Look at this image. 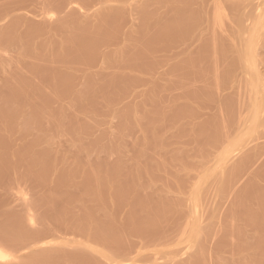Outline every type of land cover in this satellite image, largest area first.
I'll return each instance as SVG.
<instances>
[{
    "label": "bare ground",
    "instance_id": "1",
    "mask_svg": "<svg viewBox=\"0 0 264 264\" xmlns=\"http://www.w3.org/2000/svg\"><path fill=\"white\" fill-rule=\"evenodd\" d=\"M83 1L85 2V0ZM113 1L118 2V5H116ZM99 2H101L100 6L97 3L99 7L97 8L96 6L97 9H95L94 11L92 9V14L90 15L89 13V15H86V16L84 15V18H82V16L77 15L78 13L76 14L75 12L73 13H75L76 15L72 13L71 14L72 17H68V18L66 16L63 18L61 17V19L54 26L59 31H62V36L59 39L51 37L48 40L37 41L36 40L37 34L35 35V33L42 32V30L47 27L44 24L32 26L31 31L30 29L29 31L27 29L28 33L31 32L29 33L30 35L32 33H34L35 35V38H34V35L32 34L33 37H32V40L30 41H29L30 37H28L30 36L29 34L27 35L26 33H24L25 36L27 35L26 37H24L23 36L24 34L22 33L23 34L22 36L25 38L23 40V38L19 36V34H17L19 33V31H17V33L16 31H14L15 29H17L15 23H14L15 29L11 27L13 23L10 25V27L13 28L12 33L9 27L8 28L10 30L5 28L7 30L3 31V28L0 26V35L7 42H10V40L12 41V39L15 40L14 38H16V41L18 40V44L20 43V47H21L20 48V60L26 64H29V67L31 65H32V68L33 66L34 67L43 66V67H49L50 69V67L53 68L55 63H58L59 60L60 61L65 60L66 62L69 56H71L69 53L76 54L80 51H83V52L90 51V53H92L91 51L99 52L97 49V46H99V44L106 43L111 40L113 41L119 34L123 33L124 38L126 40L124 41V44L122 43V46L120 48H117V50L115 49V51L113 52L109 51V54H107L105 58L108 64H112V65L114 64L115 66L116 65L120 66V67H114L115 68L114 71L116 73L119 71V68H122L121 67L122 65L125 66L126 63L127 64L128 62L131 63L130 59L131 58L133 59L132 55L134 56L136 52L137 53L143 52L145 50L146 41L147 42L151 41V40L148 41L147 39L152 38L153 36H155V34H157L158 37L162 36L159 38L160 42L163 41L165 42V44H168L171 41H173L174 38L176 39V37L184 33L182 32L183 28H185L184 26H188L190 20L192 19L191 17H193V15H191L189 21H185L187 24L186 25L183 20H186L187 15L189 17V15L193 13V11H195L193 14L196 13L198 15L203 14L205 12L208 14L209 24L204 30L208 34L207 36L205 35L206 36L205 38L202 37L204 38V40L202 41L201 48L200 47H199L200 49L198 48L199 51L201 50L202 54L200 52H199L200 54L199 53L196 54L197 52L196 53L193 52L194 54H189L183 60H179L178 63L180 62V64L178 65L181 67L182 66L185 67L187 71L198 70V72L200 68L203 69L202 66L205 64L210 69L212 68L213 74L210 72L212 75H209L211 77L210 78L208 77L209 79L207 78L205 79V77H203V79L205 80L203 82L204 89L206 88V90L209 93L208 95H210L211 98H214L218 94V90L220 89V84L223 80L222 79L220 81L221 76H219V74H222V73L217 72L218 68H220L217 66H220L218 63L220 62L221 58H223L222 61L226 59L225 61L226 65H224L226 66V72H223V70L221 71L225 74L228 73V74L234 75L232 73H234V70H236L235 68H239V67L243 68L244 71L246 70L245 73L248 75V77L250 75V77L249 79L247 77L248 79L247 82L245 78V82H246L245 85L248 90V94H247L248 95L247 97L248 106L246 110L248 116L246 117V113H245V117L248 118L250 115L252 118L251 117L248 118V120L251 123L246 119V121H248L250 125L247 124V122L245 123L244 121V124L246 125H243V129H247L246 128L247 125H249L248 131H250L251 133L257 127H259V125L260 127H262V128L260 127L259 128L263 129L264 118L262 117V112H264V76H263L264 71L263 73H262V70L260 71L261 68H260V65L258 67V64L259 63L261 64V62L258 63V61L261 59L260 58L261 56L259 57V55H261L263 52L261 51V54H260L259 49L264 46V0H132V1L131 0H101ZM189 11H192V13ZM188 12L190 14H188ZM133 14H138L140 16V23L136 25L132 24L128 27V29L123 31L121 21L126 16L132 17ZM248 15H250L252 18L250 25H247L245 23V19L248 17ZM194 16L196 18V15ZM212 20H213V23H212ZM227 22H228V25H231V29H232V32H231L232 34L229 33L230 35L226 33L227 29L223 31L218 29V27L223 28L225 24H227ZM221 33H225L223 34V36L227 34L228 38H226L227 36L223 37ZM2 34L6 35V37H4V35L2 36ZM20 35H21V32H20ZM137 36H140L139 38L142 39V42H138V41L133 42L134 39L138 40ZM155 37L153 38V42H156L158 45L159 41H154L155 39H157ZM161 38L163 40H161ZM25 40H28L26 41L27 43L25 42ZM177 40H180V39L178 38ZM83 52H81V54ZM83 54L85 55V53ZM84 55H82L83 58H84ZM94 55H95V52H94ZM78 57L80 58V56ZM70 58L68 60H70ZM132 59L131 61H133ZM137 59L138 58H136V60ZM262 64L264 63L262 62ZM0 66H3V63L1 61H0ZM174 66H177V65H174ZM224 66H222V69ZM243 69H241V71ZM203 70L205 71V69ZM54 72H57V71H54ZM24 73H23V70L19 67L17 68V71L15 72L14 75L6 76V82L3 85H5L4 89L6 88L8 89L7 90L8 93L5 90L6 91L4 92L5 94L1 95L2 91L0 92V188H4V189L6 188L7 191L11 192L12 188L10 187L9 183L10 182L12 183V181L19 180L21 178L24 180L32 179L38 186H40V188L43 191L39 194L37 199L31 202H26V203L24 202L25 205H23L22 212H18V211L16 212L13 210L11 211L9 210V208L8 210L6 209L5 211H2L3 209L0 210L1 211V215H0V264H104L103 261L101 260V257L111 259L112 261H115V262H120L122 260H119V258H117L116 256L119 253V251L122 249V247L125 248L127 247L125 245H129L131 243V240L133 239L132 238L133 235L140 236L141 241L142 239L149 241L151 239H154L156 237V234L159 233V236H161L163 233H165V230H166L165 228L166 226H169V225H171L172 228H175L179 231L178 233L180 235L179 234L178 235L180 237V240H179L180 244L183 243V241L186 240V238L192 240L193 243L201 244V249L199 250V252L196 254L195 257L193 253V258H195V261H191L193 258L192 259L190 258L189 261H183L179 264H209L207 262L208 261L207 254L209 252L208 253L205 252V249L208 247L206 246L205 249L202 248V245L204 242L202 241V238H203L202 236H204L205 233H208L209 228L212 226L208 225L209 226V227L207 226L208 228L207 227L203 228L200 223V219H199L200 216H198V214L200 213L198 212L197 214V209H198V206H200L199 204H200V198H201L199 197L200 188L202 187L200 186L201 185L200 181L203 180V178L206 179L208 175L218 176L217 177V180H218L217 181L218 182L217 192H222L221 194L223 195L225 189L229 185V182H230L229 179L232 177L233 173L238 172L237 168L234 167V165L232 167V165H228L226 163L231 159L232 153L236 151L234 146L235 144L237 146V142L239 143V140L241 138L240 135L243 132L240 130L242 128L239 129V124L237 123L238 130L241 131L239 132L237 130L240 133V135L238 134L240 136L239 140H238V137H239L238 135H234L236 137L238 136L237 139L236 137H233L230 135L231 131H230V134L226 133V129L228 127L227 125L229 122L226 125L224 121L227 119V116H228L227 112H230L232 107H230V110L228 109L229 107L228 108L226 107L228 111L225 114L224 109H223L225 107L220 106L221 104L218 105L220 107V108L218 107L221 112L220 115L223 118H221L220 115L217 116L218 115L216 114L217 112L213 113V115L216 114V116H214L213 118L212 126L210 124L208 127L206 126L207 128L205 129L204 126L207 123L204 121L205 122L203 126L204 130H201L200 126H198V123H195L197 120L195 122L189 123L188 127L184 123L185 121H182V123H184L186 126L184 124L181 125L182 128L180 127L181 128L180 130L189 129L188 133H190L194 139L199 138V137H204L203 140L205 144H203V146L199 145L200 147L197 148L196 147L198 145L196 144L197 140H196V143L194 142L196 144V145L194 144L195 147L199 149V151L201 152L200 156H201L202 163L201 162L199 163L204 165L203 163L206 162L204 160L209 155H211L210 153L211 148L215 144L219 147L215 146L214 148L217 147V149H219L220 151L216 149L218 151L217 152L215 150L216 153H218L216 154L218 157L217 158L218 160L216 159V157H213V158L216 159L218 162L215 161L216 164H213V166L217 164H218L217 166H220L221 165L220 163L223 162L222 168H225L226 166V165L224 166V162H225V164H227L228 167L229 166L232 167L228 171L227 175L222 173V170H223L222 168H220V171H217L219 169L216 170V166H214L215 168L214 167L212 168L211 166H209L208 169L207 168L206 169L204 168L202 170L198 169L199 170L198 172L201 171V173H198V180L192 186V190H191L192 192L189 193V192L184 191L185 188L183 187L184 185H183V182L181 181L187 177L186 176L187 173L184 176L185 178L181 177L180 179L179 177H177L175 173L179 171V169H181L178 167V164H177L178 169L176 170V172H174V175L169 173L172 167L171 163L175 161H180V162L185 161L187 157L186 159L182 158L183 160L181 161L179 156L180 157L183 156V155L181 156V154L184 153V150L186 149V147L184 148V145L180 144L179 141H176L179 143V145L177 146H176L177 143L175 141L174 142L176 144H171V142L168 141L164 137L165 135L161 133L162 131L161 132L159 131L160 127H162L163 123H165L166 121L165 119H167V118H164L165 115L168 113V110L170 111L171 109L169 103L167 105L166 103L163 102L164 100L161 101V94L164 89L162 90V92L160 91L161 93H158L155 90V88H153L147 93V96L145 97L144 102L141 104L142 106H140L139 104H135V105L130 104L122 108V110H119L116 113V114H119V116L121 117L120 121L121 123L124 124V126L126 124L128 125L131 124L130 126L127 125V127H131L132 125L141 127L142 124L145 122L144 120L145 119L147 120L148 116L149 117L152 116L153 118L152 121H150L148 124L146 121V126L144 125L145 127H143L142 135L140 137L141 139L139 138L138 140V141L141 140V143L136 142L134 145L138 151L137 155L138 154L139 155L138 157H136V159H134L133 164H129L127 160H125L126 158H124L123 153H122L123 152L122 139L124 138V135H125L124 131H122L124 133L117 134V137L109 141V143H104L103 140L99 137L94 140L95 146L98 147L102 151L108 152L109 150L110 151L119 150L117 160L111 161L108 159H97L96 161L91 162L88 160L89 156L87 160H82L81 158H79V153L84 150L83 143H84L85 136L82 131L90 128V125L92 124L91 121L84 117L86 120L84 118H81L83 119V122H84V124L81 127L77 126V124L76 126L74 125V126L67 127L66 105L62 104L61 102L60 103L61 105L59 106V108L56 107L54 109L46 107L47 106L46 104H44L45 106L42 104L38 105V103H36L35 101L37 100L36 98H39V97L41 98V95H43L44 97V95L46 96L49 94L47 93V91H45L46 89H43L44 87L43 85L42 87L37 84L36 88L33 89L32 87L31 89L29 87L31 85L30 83L35 84L36 82H38L36 80L37 76L36 77L34 76V79H33L32 77L30 78V76L25 77ZM188 74H190V71ZM26 75H29V74H27L26 72ZM49 75H50L49 77L50 79L51 74ZM52 75L54 76V77L52 76L53 77L52 79L54 80V84L56 83L55 84L56 87L55 85H53L54 89L62 90L61 88L65 87L63 85V81L61 82V80H58L59 78L57 79V77H55V74H52ZM99 75L103 76L102 74H99ZM113 75L115 76L118 74H113ZM175 75L177 76V74H174V76ZM247 75H245V77ZM101 76L94 77V75L90 74V76L87 77L86 83L84 84V86L80 90L79 89L76 90L77 92L76 94L74 93L75 94L74 101L76 100L77 103L78 102L83 103V102H86L87 100L90 101L89 100L90 98L95 96L98 92L102 91L105 88L106 84H104L103 79H102L103 77L101 78ZM182 76L184 75L182 74ZM203 76H207V75L204 74ZM174 78L177 79L176 77ZM225 78L227 77L225 76ZM110 79L112 80V78ZM233 79H235V77ZM226 80L228 79H225V81ZM67 85L68 84L66 83V86ZM194 86L195 85L193 84H189L186 90L188 96L184 95V97L182 96L183 98L179 96V98L174 99L173 103L176 104V102H180V103L185 104L187 108L189 107L195 110H198V109L200 110V106L198 105L199 103L196 104L195 100H193V97L191 95L195 92V89H197V87L195 86L196 87L195 88ZM160 89L161 88H159V90ZM176 89H179V88H176ZM60 90L59 92H57L59 97L62 96V95L60 96V94L63 91L62 90L60 92ZM52 92H54L53 95L56 93L54 90ZM202 93L203 92H201V94ZM217 98H220V97H217ZM194 99L198 100V98H194ZM171 100H173V98ZM204 101H206V99ZM210 101L214 103L213 99ZM148 102H150V104L159 102V106H160L159 110H156V111L154 109L151 110L152 107L150 109L149 107L150 104L149 105L147 104ZM155 105L157 106V104ZM173 106L175 107V105ZM180 108H181L180 110L182 111L183 107L181 106ZM219 109H218V112H219ZM181 111L177 113L180 114ZM232 111L234 112L235 110L233 109ZM222 114H224L226 117L224 121L222 120L224 119V116ZM241 115L242 113H240V116ZM175 117H177V114ZM73 118L81 122L80 115H78V112L77 113L74 112ZM181 118L183 119L184 117H181ZM182 119H180V121ZM48 121L52 124V126L55 127V130L58 134L68 133L72 135L73 137H76V140L71 145V150H72L71 156L73 157L72 161H70L71 159L69 158V155L67 154V152L60 153L53 148V143L50 141L51 138H47L45 140L46 141L45 147L41 146V141H43L42 139L46 138L44 136L34 135L33 140L24 141V143L17 149L11 146L12 136L15 132H18L23 136L34 134V132H36L40 127L45 126V124L48 123ZM211 121L212 120L210 121L208 120V122L210 123ZM242 122L243 121H241V124ZM232 124H230V126ZM227 131L229 132V128ZM258 131L259 130H257V132ZM255 133L256 131L251 135H254ZM247 134L248 133H246V136H245V133L242 134L241 141L243 143H241V145L242 144L244 145L243 146L239 145L240 147H242L240 148L241 150L245 146H248V145H245L244 143V141L246 142L247 137L248 136L250 137V135L247 136ZM183 135H188V134H183ZM189 135H188V138H189ZM226 135L227 137L228 135H230L232 138L231 139H228L227 137L225 138ZM260 135H262V133ZM243 136L246 137L244 140H243L244 138ZM192 137H190V139ZM205 138L206 140L208 138L207 142L205 141ZM258 138H260V136ZM258 141H256L258 145L256 143L255 144L257 146H261ZM219 142L222 143L221 147L219 144H217ZM255 144L253 145L256 147ZM262 144L264 145V143ZM150 145L151 146L153 145L157 152H160V153L165 152L164 155L165 154L166 155L165 156L162 155V157H158L157 159L155 156L154 158L156 160H154L153 158L149 156L151 154L148 153L149 151L148 146ZM173 145L175 146V148L172 149V153H170V151L169 153H167L168 150ZM249 146L245 147L247 149L244 148L245 150H248V153L244 152L245 156L247 154V157H246L247 159L244 158V161H243L245 163L247 162L246 160H249L250 158H252L253 160V156H254V159H256L255 158L256 152H259L257 151L258 148L257 149L255 148L256 151L254 150L255 151L253 152L254 155H252V152L250 151V149L252 150L254 147H249ZM214 148L212 149L213 151H214ZM259 148L261 152L263 153L264 151L262 150V148L261 147ZM234 149L235 151H233ZM238 149L239 148L237 146V150ZM240 149L239 151H241ZM215 151H214V154L212 152L213 156H216ZM196 152H198V150ZM185 154L187 155V152ZM260 154H258L257 156H259ZM234 155H233V160H234ZM241 157H244V155H242ZM197 158H200V157H197ZM213 158H212L213 162H210V163H214ZM235 159H237V157ZM238 161H235V162L239 164ZM257 161L258 160H256V162ZM180 162L178 163L181 166L183 163H180ZM229 162H231V160ZM243 162L240 163V165L242 164L244 165L245 163ZM254 163L255 162L250 163V164L253 165ZM248 164H249V161H248ZM196 165L198 166L197 163ZM243 165H242L243 169H245L244 167L249 166V165H246V166H243ZM185 166H183L184 169L182 168L184 171H189V170L192 171L193 169H195V168L189 169V168H186ZM188 167L190 166L188 165ZM262 167H264V165ZM172 168H174V166ZM238 168L240 169L241 167L238 166ZM242 168L241 170H243ZM168 169H170L169 172H168ZM225 169H227V166ZM249 169L250 168H248V170ZM246 170L245 172L248 171ZM262 170L264 172L263 168ZM259 171L255 170V173L253 175L251 174L252 176L251 178H249L250 179L249 184L244 189L242 188L243 190L241 189L240 191L238 190L236 191L237 192L236 196L234 195L236 198V199L234 198L235 202H231L234 204H232L230 213H228L229 214L228 216L230 217L228 218L227 216L225 217L227 221L224 218H222V220L224 219L226 223L224 226V230H222L223 233L221 232L223 236H221L222 234H220L222 240L221 242L219 241L220 243H218L219 244L217 246L218 248L215 249L217 250L216 251L217 257L215 254L216 252H214L215 250L214 251L211 250V252H214L215 254V257L217 260V262H215L216 264H263L264 263V181L260 178L261 176L263 178V175L259 176L260 175L258 174ZM180 172H181L180 174L183 175L182 170ZM245 172H243V174ZM195 173L197 175V171H195L194 174ZM180 174L177 173V175L179 176ZM156 176L160 180H162V178H163V181L167 180V182L165 183L162 181L163 182L162 184L159 180V182L157 183L158 180L154 179ZM238 176H240V174ZM235 178L236 180L238 179L237 177ZM206 180L209 181V178ZM231 183L233 184L235 182H230V184ZM210 184H212L211 181H210ZM172 186H175V187H172ZM16 187L19 188V186H16ZM204 188L206 187L204 186ZM214 191L212 192L214 193ZM186 193L190 195V197H188L190 200L189 201L190 203H188L189 205H184L185 203L184 200L186 198L185 196L187 195ZM229 194L226 193V195H229ZM21 195H24V192H21ZM229 196L228 197L226 196L227 200ZM232 199L230 201H232ZM38 205L42 207L41 208L42 210L41 211L38 210L41 213L38 212V214H36L37 213L36 206ZM225 206L227 209L228 208L227 205ZM228 206H229V202H228ZM208 207L214 208L213 206L210 207V205ZM205 208H206L205 210L207 211V207ZM123 210L126 213L125 212L122 213ZM203 212L204 211H202V213ZM218 212H219V209H218ZM121 213L124 216H122ZM181 214L185 215L184 222L183 220L179 221L180 218H177V216ZM215 214L216 215L214 216L217 217L218 213H215ZM32 220H35V222H37L39 226L37 225L38 226L37 227L36 225H33ZM212 220L210 221V224L212 222V224L214 225L215 222L213 221H216L218 219H214L213 221ZM219 221L220 220H218L217 222ZM52 223H55L56 225H59L62 228L64 227V229L69 228V229L74 230L75 232L77 231V232L82 233V235H84L87 241L85 242L84 241H73L75 244L73 246L74 248L69 249L67 248L69 247L67 245L70 243L67 242L66 237H64L63 235L61 236L62 238L52 236L51 238L53 239L49 242L48 245H44V246L39 245L37 247H34L29 252L22 254L17 258L15 253H17L21 249L23 251V249H26V248L28 249L30 247L36 246L40 244L41 242H44V243L47 242L45 241L46 236H48L49 233L53 231ZM213 227H212V230L214 229ZM251 227L254 229V233L252 231V234H254L253 237L251 235L249 236L250 232L248 228L251 229ZM54 228H56V226ZM52 233L50 234L52 235ZM209 235L210 233L208 234V236ZM48 237H50V235ZM210 239H212V237ZM208 240H209V237H208ZM175 241H176V238H175ZM188 241H186V244ZM142 243L144 245L145 242H142ZM193 243L191 244L193 245ZM76 244L78 245V248H75ZM79 244H82L81 247H79L80 246ZM189 245L187 244V247H189ZM173 246H175L174 241H173ZM227 246H230L233 251V254L232 252L231 254H229L230 255L229 258L228 257L226 258L224 257L225 255H222L224 254L223 252H225V249L227 248ZM129 247L131 249V246ZM163 248H164V245H163ZM187 250L188 249L186 248L184 252H189ZM211 254L213 255V253ZM174 255H172L171 257H174ZM156 257L158 258V256ZM171 257L169 259H171ZM15 259H19V260L17 261ZM187 259H189V257ZM155 261L158 262L157 259ZM155 261L153 262L154 264H155Z\"/></svg>",
    "mask_w": 264,
    "mask_h": 264
},
{
    "label": "rangeland",
    "instance_id": "2",
    "mask_svg": "<svg viewBox=\"0 0 264 264\" xmlns=\"http://www.w3.org/2000/svg\"><path fill=\"white\" fill-rule=\"evenodd\" d=\"M99 1H101V0H98V1L97 0H94V2H93V0L92 1L91 0L90 1L89 0H85V2L83 0H0V26L3 28V31L4 30H7V29L8 30L11 29V33H12V30L15 27V25H14V23H15L17 29L14 28L15 29L14 31H16V33H17V31H19V33H17V34H19V36H21L23 38V40H24L25 39L24 37H26L29 33H31V32L28 33L27 32V29H28V31H29V29L31 31V29H32L31 27L32 26H37V25H40V24H44L47 27L44 28L42 30V32L35 33V35L37 34L36 35V40L37 41H44V40H48L51 37L52 38L59 39L62 36V31H59L54 26L61 19V17L62 18L65 17V16L67 18L68 17H72L71 14L73 12H75L76 14L78 13L77 15L82 16V18H84V15L85 16L86 15H89V13L91 15L92 14V9L94 11L95 9H97L100 6V3L101 2H99ZM97 3L99 4V6H98ZM114 3L116 5H118V2L115 1ZM96 6H97V8H96ZM189 12L192 13V11H189ZM189 12H188V14H190ZM194 12L195 11H193V13ZM75 13H73V14L76 15ZM193 13L190 14L189 17L187 15L186 20H183L184 22L185 21H189L191 15H193V17H194V19H193V17H191L193 20L192 19L190 20L188 26H184L185 28L187 27L186 29L183 28V31L182 32H184V33L183 34L181 33L182 35H179L178 37H176V39L174 38L176 42L173 39V41H171L170 43H168L169 45L168 44H165V42H163V41L160 42V40H159V38L162 37V36H159L158 37L157 34H155L156 37L153 36L152 38L147 39L148 41L149 40H151V41L147 42L145 40L146 41V43H145L146 44V48H145L146 51L144 50L143 52H138V53L136 52V54H135L136 56L135 55L134 56L132 55L133 59L132 58L131 59L133 61H131V59H130V62L131 63L128 62V64H130V65H128L127 63L125 64V66L122 65L121 66L122 68H119V71L116 72V73L114 71L115 70L114 67H120V66L119 65L118 66L117 65L115 66L114 64L113 65L112 64H108L106 62V59L105 58H106L107 54H109V51L110 52H113V51H115V49L117 50V48H120L122 46V43L124 44V41H126V40L124 38L123 33L119 34L113 41L111 40L109 42L99 44V46H97V49H98L99 52L91 51L92 53H90V51H86V52L80 51V52L74 54V53H69V51H68V53L71 55V56H69V58L71 57L70 60H68L69 58L67 59L66 62H65V60H61V61L59 60V62L58 63H55L54 67L52 66L53 68L50 67V69H49V67H43V66H41V67L40 66L39 67H37V66L34 67L33 66V68H32V65H31L29 67V64H26V63H24V62H22L20 60V48L21 47H20V43L18 44V40L16 41V38H14L15 40L12 39V41L10 40V42H7L0 35V61L3 63V66H0V87L2 89V90L0 89V92L1 91L3 92V93L1 92V95L2 94H5L4 92H6L8 90L7 88L4 89L5 88L4 87L5 85H3L6 82V76L14 75L15 72L17 71V68H19V67L23 70V73L26 71L27 74H29V75H26V72H25L24 73L25 74V77L30 76V78L32 77L34 79V76L35 77L37 76V79L36 78L35 79L38 82H36V83L34 82L35 84H33V83H30V81H29V83L31 84L29 87L31 89L33 87V89H34V88L37 87V84L39 86H42L43 85L44 86V87L42 86L43 89H46L45 91H47V93L49 94V95H46L47 97L45 95H44V97H43V95H41V98L40 97L39 98H36L37 100H35V101H36V103H38V105H41V104L44 105V104H46L47 105L46 107H49V108L54 109L56 107L59 108V106L61 105L60 104L61 102H62V104H65L66 105V114H67V127L74 126V125L76 126V124H77V126L81 127L84 124L83 119H81V118H84V117L91 121L92 124L90 125V128L89 129L83 128L85 130L82 131L84 133V136H85L84 143H83L84 150L79 153V158H81L82 160H87L88 159V156H89V159L88 160L91 161V162L92 161H96L97 159H108V160H111V161L117 160L118 154H119V150H111V151L109 150L108 152L102 151L98 147L95 146L94 140L99 137V138H101L103 140L104 143H109V141H111V140H113V139H115L117 137V134H120V133H124L125 132L124 138L122 139V144H123L122 145V150H123L122 153H123L124 158H126L125 160H127V162L129 164H133L134 159H136V157H138V155H139V154L137 155L138 151H137V148L134 145H135L136 142H138V143L140 142L141 143V140L140 141H138V140H139V138L142 135L143 127L146 126V121H147V124H148L150 121H152L153 118H152V116H150V117L148 116L147 117V120L145 119L144 120L145 122L143 121L144 123L142 124L141 127L133 126V125L131 127H127L128 124H126L124 126V124L121 123V121H120V118L121 117L119 116V114H116V113L119 110H122V108H124V107H126V106H128L130 104H132V105L139 104L140 106H142L141 104L144 102L145 97L147 96V93L151 89L155 88V90L158 93H161L162 90L164 89L163 92H162V94H161V101L164 100L163 102L166 103L167 105L169 103L171 109H170V111L168 110V113H167L168 115L167 114L165 115L164 118H167V119H165L166 121H165V123H163L162 127H160L159 131L160 132L162 131L161 133H163V135H165L164 137L168 141H170L171 144H176L177 143L176 144V146H177V145H179V143L176 142V141H179L180 144H183L184 145V148L186 147V149L184 150V153L181 154V156L183 155L184 157L183 156L182 157L179 156V158L181 159V161L183 159H186V157H187V159H186L187 161L185 160L186 162L185 161H182V162L175 161V162L171 163L172 165L171 164L170 165L172 167L174 166V168L171 167V170L168 169V172L170 170L169 173H171L172 175H174V172H176V170L178 169V167L181 168V169H179V171H177L175 173L176 176L179 177L180 179H181V177L182 178H185L184 176L187 173L186 174L187 177L185 179L181 180V181L183 182V185H184L183 187L185 188L184 191L185 192H189V193L192 192L191 191L192 190V186L198 180V173H201V171L198 172L199 171L198 169L202 170L204 168L205 169L206 168L208 169L209 166H211L212 168L214 166H216V170L219 169L217 171H220V168H222V166H223L222 165L223 162L220 163L221 164L220 166H217L218 164L213 166V164H216L215 161L218 160L217 159L218 157L216 155L218 153H216V151L219 150V149H217V147H219V146H217V145L214 144L212 146V148H211V152H210L211 155H209L206 158L208 161L210 159V161L208 162L205 159L204 161H206V162H204L203 163L204 165H202L201 164L202 163V160H201V156H200L201 155V152L197 148L200 147L199 145L203 146V144H205V142L203 140L204 137H199V138H196L195 137L196 139H194L191 136V134L188 133L189 132V129L180 130L182 128L181 125H183L185 123L187 125V127H188L189 126L188 125L189 123L195 122L197 120L195 123H198V126H200L201 130H204V127L206 129L210 124L212 126V124H213V118H214V116H216V114H218L217 116H219L221 114L220 109H219L220 107L218 105L221 104L220 106L225 107V108H223L225 114L228 111V109L230 110V107H232L231 110H230V112H227V114H228V116L230 118L226 115L227 116V119H226L225 115L222 114L224 116V119H222V120L224 121L226 119L224 121V123H226V125H227L228 122L230 124L233 123L231 126L228 123V125H227L228 127L226 129V133H229L230 134V131H231V134L230 135L233 136V137H236L234 135H238V134L240 135L239 132L243 131L241 133V135H240L241 138H240L239 135H238L239 137L237 136L238 137V140L240 138V140H239V143L240 144L237 142V146H238L239 149L242 148L240 146H243L244 145V144L241 145V143H243L241 141L242 140V134L245 133V136H246V133H248L247 136L250 135V137L249 136H248L249 138L247 137V139H248V140L246 139V142L247 143L244 141L245 145H248V146L250 145L249 147H254L252 149L253 151L250 149V151L252 152V155H254L253 152L256 151L255 148L256 149L258 148L257 151H259L261 154L259 152H256V155H255V158L256 159H254V156H253V160H252V158H250L249 160H246L247 159L246 158L247 157V154L245 156V153L246 152L248 153V150H245V149H247L245 147H248V146H245L244 147L245 149L243 148L244 150L243 149L242 150L240 149L241 151H239V149L237 150V146L235 144L234 147H235L236 151H235V149L233 150V151H235V152H233L235 155L232 153V157L230 159L231 162H229L230 161L229 160L226 163L228 165H232V167L234 165V167L237 168L238 172L233 173L232 177L229 179L230 182H235V183H233V184L231 183L230 184V182H229V185L230 186L229 185L227 186V188L225 189L223 195L221 194L222 192H217L218 191V187H217L218 186V184H217L218 183L217 182L218 181L217 180V177L218 176L208 175L206 179L209 178V181H207L205 178H203V180L200 181V183H201L200 186H202V187L200 188V195H199V197H201V198H200V204L198 203L200 206H198V209H197V214H198V212L200 213V214H198V216H200V218H199L200 219V223H201V225H202L203 228H206L208 225L213 227L214 225H216L218 223L216 226L213 227L214 228L213 230H212V227H210L209 228V232L208 233H205V235L202 236L203 237L202 238V241H204L203 242V245H205V246L202 245V248L205 249L206 246L208 248L210 247L209 248L210 250L208 248L205 249V252H207V253L209 252L210 253V254L209 253L208 254L206 253L207 254V257H208V259H207L208 261L207 262L209 264H211V263L213 264V263L217 262V260H216V257H217V252L216 251L217 250H215V249L218 248L217 247L219 245L218 243H220L221 240H222L221 239V236H223V234H222L223 231L222 230H224V226H225V223L227 221V219L225 217L226 216H227V218L230 217V216H228L229 215L228 213H230L231 206H232V204H234V203H231V202H235L234 198H235L236 193H237L236 191L237 190L240 191L242 188L244 189L249 184V180H250L249 178H251V176L255 173V170L259 171L261 169L260 171L263 174H261L260 171L258 172V174H260L259 176L263 175V178H264V172L262 170V168L264 169V167H262L264 165V152L262 153L261 150H260V148H259V147H261L262 150L264 151V148H263L264 145L262 144V143H264L263 142L264 141L263 140L264 139L263 138L264 137L263 136V134H264V131H263L264 127H263V129H260L262 127H260V125H259L260 128L257 127L254 131H252V133L250 131H248V128H249L248 126L250 125L248 123V121H249L248 118H250L251 116L249 115V117L246 118L248 116L247 115V112H246L247 106H248V104H247V97H248L247 94H248V90L246 88L245 83L249 79L250 75L248 77V75L245 73L246 70L244 71L243 68H240L239 67L240 69L239 68H235L236 70H234V73H232L234 75H231V74H228V73H226L227 74L226 75L225 73H223V72H226V66H224V65H226V62H225L226 59L224 58L225 60L222 61L223 58H221L220 59V62L218 63L220 66H217V67H220L221 69L218 68L217 72L222 73V74H219V76H221L220 77V81L222 79L223 80H222V82L220 84V89L218 90V94L214 98H211L210 95H208L209 93L206 90V88L204 89V83L203 82L205 80L203 79V77H205V79L206 78L209 79L211 77L209 75H212L213 74L212 68L210 69L204 63L205 65H203L202 68L205 69V71L200 68L199 69V72H198V70H194V71L193 70L192 71L189 70L190 71V74H188L189 71H187V69L185 67L182 66L183 67L182 68L181 66L178 65V64H180V62L178 63V61L179 60H183L187 55L194 54L196 52H197L196 54H198L199 52L201 53V50L199 51V49L201 48L202 41L204 40V38L208 34V33H206L204 31L206 29L207 25L209 24V22H208V14L204 12L203 14H200L201 16L203 15L201 17L200 15H198L196 13L193 14ZM194 15H196V18H195ZM197 19H199V20H197ZM14 20H16V21H14ZM251 20H252L251 16L248 15V17L245 19V23L247 25H250ZM184 22H182V23H184ZM139 23H140V16L138 14H133L132 17L126 16L121 21L122 30L125 31L126 29H128V27L130 25H132V24L136 25V24H139ZM212 23H213V20H212ZM225 23H226V21H225ZM185 24H186V22H185ZM10 25L13 28H11ZM5 28H7V29H5ZM218 29L221 30V31L227 29L226 30V33L228 35L232 34L231 33L232 32L231 25H228V22H227V24H225V26L223 28H219L218 27ZM20 32H21V35H20ZM22 33L23 34L26 33L27 35L25 36V34L23 35ZM204 33H206V34H204ZM32 34L34 35V33H32ZM219 34H220V32H219ZM221 34L223 36V34H225V33H221ZM227 34L224 35L223 37H226L227 36L226 38H228V35ZM3 35L4 34H2V36ZM31 35L28 36V37H30L29 38V41L32 40L33 35L32 36ZM35 35H34V38H35ZM245 35H246V33H245ZM219 36H221V35H219ZM4 37H6V35H4ZM137 37H138L137 38L138 40L134 39L133 42H137V41L138 42H142V39L139 38L140 36H137ZM154 37L157 38L154 41H159L158 42V45H157L156 42H153V38ZM202 37H204V38H202ZM178 38L180 40H177ZM199 39H201V40H199ZM161 40H163V39L161 38ZM26 41H28V40H25V42ZM148 43H150L151 45L148 44ZM151 46H153V47H151ZM154 46H156V47H154ZM147 47H148V49H147ZM151 50H153V51H151ZM261 51H263L262 54H261ZM81 52L85 53V55L83 53L81 54ZM94 52H95V55L96 56L94 55ZM87 53H89V54H87ZM259 53L261 54V55H259V57L261 56L260 57L261 58L260 59L261 61L258 59L259 60L258 63L261 62V64L259 63L258 64V67L260 65V68L261 69L260 68L259 69H260V71L262 70V73H263V71H264V66L263 65L264 64H262V62L264 63V59H263L264 58V46L259 49ZM137 54H138L139 57L137 56ZM82 55H84V58H83ZM140 55H142V56H140ZM78 56H80V58ZM136 58H138V59L136 60ZM62 61H64V62H62ZM66 63H68V64H66ZM223 63H225V64H223ZM174 65H177V66H174ZM72 66H73V68H72ZM222 66H224L225 68L223 67V69H222ZM241 69H243L242 70L243 72L241 71ZM42 70H44V71H42ZM59 70H61V71H59ZM222 70H223V72H221ZM54 71H57V72H54ZM48 73L51 74V78L50 79H49L50 75ZM65 73H67V74H65ZM173 73L174 74H177L178 77L176 75L174 76ZM247 73H249V72H247ZM52 74H55V77H57V79L59 78L58 80H61V82L63 81V85L65 86V87H63V85H62L63 88H61V89L63 91L60 90V89H56V90H58V91H56L54 89L53 85H55L56 83L54 84V80L52 79L54 76ZM90 74L91 75H94V77L101 76L99 74H102L103 75V76H101V78L103 77L102 78L103 79V82H104V84H106V86L104 88L105 91L103 89L102 91H100L102 93L98 92L97 93L98 95L96 94L95 96H93L92 98L89 99L90 101L87 100L86 102H83V103H80V102L77 103L76 100L74 101V95L77 93L76 90H78V89L80 90L84 86V84L86 83V79H87L88 76H90ZM104 74H105V76H104ZM113 74H118V75H115L114 76ZM182 74L184 76H182ZM204 74L207 75V76H203ZM245 75H247V76L245 77ZM225 76L227 78H225ZM263 76H264V73H263ZM174 77H176L177 79H175ZM222 77H224L225 79H228V80L225 81V79L222 78ZM229 77H230V79H229ZM234 77H235V79H233ZM247 77H248V79H247ZM110 78H112V80ZM245 78H246V82H245ZM105 79L106 80L108 79V80L106 81ZM178 79H179V81H178ZM182 80H183V82L184 81L185 82L183 83ZM49 81L50 82L52 81L51 84H50ZM191 81H193V82H191ZM66 83L68 84L67 86H66ZM165 83H166V85H165ZM171 83H172V85H171ZM189 84H193V85H195L197 87V89H195V92L196 93L194 92L191 95L193 97V100H195V103L196 104L199 103L198 105L200 106V110L199 109L198 110H195V109L189 108V107L187 108V106L185 104L180 103V102H176V104L173 103L174 102V99L175 98H179V96L181 98H183L184 95L188 96L186 90H187V86H189ZM184 85H185V87H184ZM55 87H56V85H55ZM159 88H161V89L159 90ZM169 88H171V89H169ZM176 88H179V89H176ZM53 90L56 93L59 92V90H60V92L62 91L61 94H60V96L61 95L62 96L59 97L58 93L57 94L55 93L53 95V93H54V92H52ZM167 91H169V92H167ZM50 92L52 93L53 96L51 95ZM201 92H203V93L201 94ZM7 93H8V91H7ZM164 95H165V97H164ZM56 96H58V97H56ZM217 97H220V98H217ZM172 98H173V100H171ZM194 98H198V100L197 99H194ZM165 99H167V100H165ZM205 99H206V101H204ZM212 99H213V102L214 103H212L210 101ZM238 100H240V101H238ZM166 101H168V102H166ZM170 101H172V102H170ZM201 102H203V103H201ZM221 102H223V103H221ZM228 102H230V103H228ZM171 103H173V104H171ZM147 104L149 105L150 102H148ZM155 104H157L158 107ZM35 105H37V104H35ZM173 105H175V107ZM223 105H225V106H223ZM181 106L183 108H185V109L182 108V111L180 110L181 109L180 108ZM149 107H150V109L152 107L151 110H153V109L155 111L156 110H159V108H160L159 102L158 103L156 102V103L150 104ZM226 107L227 108L229 107V108L227 109ZM236 107H238V108H236ZM218 109H219V112H218ZM233 109L235 110L234 112L232 111ZM179 110L181 111L182 115H181V113L178 114L180 112ZM171 111L174 112V113H172ZM191 111L193 112V114H192ZM74 112L75 113L78 112V115H80L81 122L79 120L73 118ZM215 112H217V113L213 115V113H215ZM239 112L242 113L241 116H240V113ZM245 113H246V117H245ZM176 114H177V117H175ZM230 114H231V116L233 115L232 118H231ZM178 115H180L181 117H184V118L182 119ZM262 117L264 118V112H262ZM177 118H179V119H177ZM221 118H223V117L221 116ZM241 118H243V119H241ZM180 119H182V120L180 121ZM246 119L248 121H246ZM208 120L209 121L212 120L211 123L208 122ZM182 121H185V122L182 123ZM204 121L207 124H205ZM241 121H243L242 124H241ZM244 121H245V123L247 122V124H249V125H247V127L245 126L247 129H243V125H246V124H244ZM79 122H80V124H79ZM237 123L239 124V129L242 128L243 130L242 129H240L241 131L238 130V124ZM204 124H205V126H204ZM240 124H241V126H240ZM130 125L131 124H129L128 126H130ZM79 127H77V128H79ZM177 128H179V129H177ZM228 128H229V132L227 131ZM230 128H231V130H230ZM185 130L187 131V133H186ZM257 130H259V131L261 130L262 132L261 131L260 132L262 133V135H260L261 133L259 131L257 132ZM122 131H124V132H122ZM234 131H236V132H234ZM255 131H256L257 134L255 133L254 135H251ZM183 134H188V135L190 134L189 135V138H188V135H183ZM34 135H39V136L46 137V138H43L42 139L43 141H41V146H43V147L46 146V141L45 140L47 138H51L50 141L53 143V148L55 150H57L58 152H60V153L67 152V154L69 155V158L71 159L70 161H72L73 157L71 156V152H72L71 145L76 140V137H73L72 135H70L68 133L67 134H58L56 132V130H55V127L52 126V124L49 121H48V123L45 124V126L40 127L36 132H34V134H30V135H27V136H23L20 133L15 132L13 134V136H12L11 146L13 148L17 149V148H19L24 143V141H31V140H33L34 139ZM177 135H179V136H177ZM230 135H228V137L226 135L225 138L227 137L228 139H231L232 137ZM259 136H260V138H258ZM190 137H192V138L190 139ZM237 137H236V139H237ZM187 138H188V140H187ZM245 138L246 137H244L243 140ZM196 140H197V143H196ZM182 141H183V143H182ZM205 141L207 142L208 141V138H207V140L205 138ZM256 141H258L261 146H257L258 143H256ZM184 142H185V144H184ZM194 142L196 144H198L196 146L197 148L195 147L196 144ZM200 142H202V143H200ZM217 144H219L220 147L222 146L221 145L222 143H220V142L217 143ZM253 144H255L256 147ZM150 146H148V148H149L148 153H150L152 156L149 155V154L148 155L151 158H153L154 160H156L158 157H162V155L163 156L166 155V154L164 155L165 152H161V153L160 152H157L155 150V148H154L153 145L151 146L152 148ZM173 146H171V148L168 150L167 153H169V151H170V153H172V149L175 148V146L174 147ZM215 146H217V147L214 148ZM213 148H214V151L217 149L215 151V155L216 156H213V154H214V151L212 150ZM197 150H198V152H196ZM186 152H187V155L185 154ZM212 152H213V154H212ZM188 153H189V155H188ZM257 153L260 154V155L257 156L258 155ZM233 155H234V160L235 161H238V159L240 158L239 161H238L239 164H237L233 160ZM242 155H244V157H241ZM155 156H156V159L154 158ZM235 156L237 157V159H235L236 158ZM197 157H200V158H197ZM213 157H216L217 160L214 159ZM212 158L214 159V163H210V162H213ZM244 158H246L245 160L247 161L246 162L247 164L245 162H243L244 161ZM240 160L243 163H245L244 165L242 164L243 166H246V165H249V166L248 167L246 166V167H244L245 169H243L242 168V165H240V163H242ZM256 160H258V161L256 162ZM248 161H249V164H248ZM250 161H252V162H250ZM103 162H104V160H103ZM178 162L183 163V164L180 166V164ZM199 162H201V163H199ZM232 162H233V164H232ZM253 162H255L253 165L250 164V163H253ZM196 163L198 164V166L196 165ZM177 164H178V167H177ZM187 164L190 167L191 166L192 167L191 168L188 167ZM227 164H225V162H224V166L226 165L227 166V169H225L226 166H225V168H222L223 169L222 170V173L225 174V175H227L228 171L232 168L230 166H229L230 167L229 168ZM235 164H236V166H235ZM183 166H185L186 168H189V169H193V168H195V169H193L192 171H190V170L189 171H184L183 170L184 169ZM206 166H208V167H206ZM238 166H240L244 171L241 170V168L239 169ZM169 168H170V166H169ZM248 168H250V169L248 170ZM256 168H258L259 170L256 169ZM181 170H182V174L183 175L180 174L181 173L180 172ZM225 170H227V171H225ZM245 170L247 172H245ZM195 171H197V175H196V173L194 174ZM239 171H241V172H239ZM183 172H185V173H183ZM243 172H245V173L243 174ZM177 173L180 174V176L177 175ZM239 174H240V176H238ZM233 177L234 178L237 177L238 179L236 180V178L234 179ZM260 178L264 181V179L262 178V176ZM154 179L155 180L156 179L158 180L157 183L160 180L157 176ZM213 180H214V182H213ZM14 181H12V183L11 182L9 183L10 187L12 188L11 189V192L10 191H7L6 188L5 189L4 188H0L1 189V191H0V208L1 209L0 210L3 209L2 211H5L6 209L8 210V208H9V210H11V211L13 210V211H16V212L17 211L18 212H22L23 211V205H25L24 202L25 203L26 202H31V201L37 199V197L39 196V194L43 191L40 188V186H38L32 179H25L24 180V179H21L20 178L19 180H14ZM162 181H163V178H162V180H160V182L162 184H163V182H165V183L167 182V180L166 181H163V182ZM210 181L213 184V186H212V184H210ZM204 183H206V184H204ZM17 184H19V185H17ZM162 184H160V185H162ZM234 184H236V185H234ZM233 185H234V187H233ZM16 186H19V188L16 187ZM204 186L206 188H204ZM214 186H215V188H214ZM172 187H175V186H172ZM216 188H217V190H216ZM231 188H233V189H231ZM212 191H214V193ZM21 192H24V195H21ZM229 192H230V194H229ZM226 193L229 194L230 196L229 195H226ZM226 196L227 197L229 196L228 200H227V197ZM185 197L186 198L184 200V202H185L184 205H189L188 203H190L189 202L190 200H189L188 197H190V195L187 194ZM230 197H231V199L233 198L232 201H230L231 200ZM201 201H203V202H201ZM228 202H229V206L230 207L228 206ZM209 205H210V207L213 206L215 209L212 208V207H211L212 209L209 208L208 207ZM225 205H227V207L229 208V209L227 208L228 210L226 209V206ZM38 206H36L37 207L36 208L37 209L36 210L37 211L36 214H38V212L42 210L41 209L42 207L40 205H38ZM205 207H207V211L205 210L206 209ZM216 207H218V208H216ZM202 208H204V209H202ZM218 209H219V212H218ZM202 211H204V212L202 213ZM208 211L209 212L211 211V212L209 213ZM123 212H125V211L123 210L122 213ZM39 213H41V212H39ZM122 213H121V215H122ZM215 213H218L217 214L218 215L217 217L214 216V215H216ZM0 215H1V211H0ZM211 215L213 216V218L215 217L214 219H218L220 221L219 222H217L218 220L213 221L214 219L212 218ZM122 216H124V215H122ZM177 218H180L179 221H182V220H183V222L185 221V215L184 214L178 215ZM203 218H204V220H203ZM222 218H224L226 221L224 219H223L224 220L223 221ZM211 220L213 222H215L214 225L212 224V222L210 224V221ZM32 222H33V225H36V226L38 225V223L35 222V220H32ZM53 224H55V223H52V228H53L52 230L53 231H51L50 233L53 232L54 234L52 233V235H51L49 233L50 237H48L49 235L46 236L45 241H47V242H45V243L44 242H41L40 244H38L36 246L30 247L28 249L27 248L26 249H23V251L21 249L20 251H18L17 253H15V255L17 256V258L20 255L29 252L34 247H37L39 245H43V246L44 245H48L49 242L53 239V238H51L52 236L53 237L55 236V237H59L60 238L63 235L64 237H66L67 242H69L70 244H72V245H70V244L67 245V246H69V247H67L69 249L70 248L71 249L74 248L73 246L75 244H74L73 241H84V242L87 241L86 238L84 237V235H82V233L77 232V231L75 232L74 230L69 229V228H66L67 229L66 230V229H64V227L62 228L59 225H56V224L53 225ZM55 226H56V228L58 226L57 230H56V228H54ZM165 229H166L165 230V233H163L162 235L160 234L162 237L159 236V233H158V234H156V237L154 239H151L149 241L148 240L146 241V240H143V239L141 241V237L140 236H137V235L134 236L133 235L132 236L133 239L131 240V243L129 245H125L128 248L125 247V246L124 247L126 249L122 247V249H124V250L121 249L119 251V253L117 254V256H116L117 258H119V260H122L120 262H115V261H112L111 259L104 258V257H101V260L103 261L104 264H151V262L153 260L155 261L157 259L158 262L155 261V264H157V263H159V264L160 263L161 264H167V263H169V264H179V263H181L183 261H189L190 258L192 259L193 258V253H194V257H195L196 254L201 249V244H199V243L198 244L193 243L192 240L187 239V238H186V240L183 239L184 241L182 240L184 244L183 243L180 244V242H179V240H180L179 235L180 234L178 233L179 231L177 229H175V228H172L171 225L166 226ZM248 229H249V232H250L249 236L251 235L253 237L254 234H252V231L254 233V229L252 227H251V229L250 228H248ZM217 231H219V232H217ZM209 233H210V235L208 236ZM220 234H222V235L220 236ZM207 236L209 237V240H208V237ZM211 237H212V239H210ZM175 238H176V241H175ZM157 239H158V241H157ZM172 239H174V240H172ZM206 239H207V241H206ZM154 240H156V241H154ZM164 240H165V242H164ZM188 240H190V241H188ZM140 241H141V243H140ZM173 241H174V245L175 246H173ZM186 241L189 242V243L187 242L188 245L190 244L189 247H187ZM205 241L208 242V243H206ZM142 242H145L144 245H143ZM209 242H210V244H209ZM191 243H193V245ZM212 243H214V244H212ZM139 244H140V246H139ZM79 245H80L79 247H81L82 244H79ZM149 245H151V246H149ZM163 245H164V248H163ZM129 246H131V249H130ZM146 247H147V249H146ZM183 247H185V248H183ZM213 247H214V249H213ZM75 248H78V245L77 244H76V247ZM186 248L188 249L187 251H189V252H184L186 250ZM181 249H183V250H181ZM211 250L212 251L215 250L214 252H216L215 253L216 254V257H215L214 252H211ZM173 251H174V253H173ZM231 252L233 254L232 248L230 246H227V248L225 249V252H223L224 254H222V255H225L224 257H226V258L228 257L229 258V256H230L229 254H231ZM178 253H179V255H178ZM211 253H213V255ZM174 254H176L177 256L174 255ZM165 255H167V256H165ZM172 255H174V257H171ZM156 256H158V258ZM169 256L171 257V259H169L170 258ZM188 257H189V259H187ZM15 260L18 261L19 259H15ZM168 260H170V261H168ZM212 260H213V262H212ZM191 261H195V258H193ZM153 262H152V264H154Z\"/></svg>",
    "mask_w": 264,
    "mask_h": 264
}]
</instances>
